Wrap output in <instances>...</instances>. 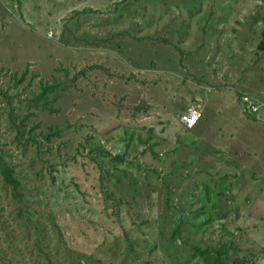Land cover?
<instances>
[{"label":"rangeland","instance_id":"obj_1","mask_svg":"<svg viewBox=\"0 0 264 264\" xmlns=\"http://www.w3.org/2000/svg\"><path fill=\"white\" fill-rule=\"evenodd\" d=\"M0 264H264V0H0Z\"/></svg>","mask_w":264,"mask_h":264},{"label":"built area","instance_id":"obj_2","mask_svg":"<svg viewBox=\"0 0 264 264\" xmlns=\"http://www.w3.org/2000/svg\"><path fill=\"white\" fill-rule=\"evenodd\" d=\"M249 107L251 110L255 111L257 109L256 105H253L252 103L249 104ZM181 121L186 125V126H194L197 124L200 118V111L198 109L192 108L189 109L185 112H183L180 115Z\"/></svg>","mask_w":264,"mask_h":264},{"label":"trees","instance_id":"obj_3","mask_svg":"<svg viewBox=\"0 0 264 264\" xmlns=\"http://www.w3.org/2000/svg\"><path fill=\"white\" fill-rule=\"evenodd\" d=\"M50 89V86H48V85H44L43 87H42V90L40 91V93L38 94V98H39V96L41 97V96H44L45 94H44V91L46 90V89ZM11 178V177H10ZM12 181H13V179H12Z\"/></svg>","mask_w":264,"mask_h":264}]
</instances>
